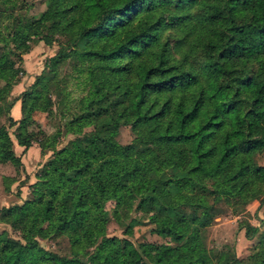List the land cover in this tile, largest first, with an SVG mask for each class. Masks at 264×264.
<instances>
[{
    "label": "trees",
    "instance_id": "trees-1",
    "mask_svg": "<svg viewBox=\"0 0 264 264\" xmlns=\"http://www.w3.org/2000/svg\"><path fill=\"white\" fill-rule=\"evenodd\" d=\"M13 1L0 0V22L7 18L0 23V98L18 81L12 56L26 52L34 39L57 40V50L22 94L30 106L41 102L59 61L85 62L77 72L85 74L88 93L104 96L105 102L70 113L65 129L78 134L92 124L106 133L76 135L59 149L49 137L52 153L32 197L1 207L20 223L24 241L0 233V264L234 261L227 252L211 255L198 227L214 214L208 193L264 202V165L255 159L256 152L264 153V0H45L35 16L11 14L8 20L4 5ZM187 26L197 63L189 59L190 43L185 50L169 38ZM59 84L65 85L63 79L54 86ZM20 113L17 119L6 113V121L16 144L27 147L32 135L22 101ZM118 124L130 126V142L114 139ZM11 145L0 125V162L21 165ZM106 196L116 208L134 203L155 212L154 233H186L185 240L135 247L107 236ZM59 232L69 241V257L47 251L34 239ZM253 248L252 264H264V238L258 237Z\"/></svg>",
    "mask_w": 264,
    "mask_h": 264
},
{
    "label": "rangeland",
    "instance_id": "rangeland-1",
    "mask_svg": "<svg viewBox=\"0 0 264 264\" xmlns=\"http://www.w3.org/2000/svg\"><path fill=\"white\" fill-rule=\"evenodd\" d=\"M44 4L45 0H14L5 4L4 8L10 15L8 17L10 20L11 14L35 16L44 8ZM189 10L195 11L194 7ZM5 22L7 18L0 23L2 25ZM187 30L188 26L185 30L171 31L172 35L169 38L171 42L179 43L185 50L186 44L190 43V48L187 49L189 59L196 58L197 63L199 55L193 49L192 34ZM57 39L62 40L63 37L57 35ZM57 42L54 40L51 44H45L42 40L34 39L30 41V47L26 52H16L12 58L14 66L18 69V81L2 93L0 98V125H4L12 140V150L21 160V165H14L9 161L0 162V233L21 242L24 241L22 226L9 215L3 214L1 207L21 204L32 197L31 190L38 180L42 165L52 153V149L48 148V144L52 142L49 137L54 136V148L59 149L67 145L76 135L81 136L91 132L101 135L106 133L102 127L92 124L82 126L78 134L70 133L65 129V123L71 117L70 113L77 114L83 106L91 109L105 102L104 96L88 93L90 84L88 80H83L85 74L77 72L78 68L84 69L85 62L71 58L59 61L54 70L56 77L47 91L43 90L41 102L35 101L30 106V98H25L22 94L29 88L34 76L41 71L44 60L57 50ZM252 70L253 65L249 64L248 73ZM61 79L65 85L54 86ZM2 85L3 83L0 82V87ZM83 95L87 98L81 103ZM14 97L18 99L14 100ZM21 101L27 114L26 129L32 135L31 143L27 147L16 144L12 134L13 126H9L6 121V113L13 117L14 102H18L15 108H18V115H15L17 118L20 117ZM9 103L7 111L6 106ZM113 137L117 142L124 144L133 139L134 133L128 124H118L113 128ZM255 159L258 164L264 165L263 152H256ZM204 183L209 185V180H204ZM205 199L213 206L214 214L208 224L198 227L204 248L211 252V255H216L218 251L227 252L228 256L234 254L235 259L230 264H252L255 261L253 246L258 243V237L264 238V202L259 204L258 199L241 201L234 197H214L210 193ZM103 207L107 212L105 234L126 239L135 247L139 242L175 245L182 243L186 238V233L171 237L154 233L152 229L156 213L139 210L134 203L129 207L116 208L113 199L106 196L103 199ZM34 239L37 245L47 251L66 257L72 255L71 246L64 233L36 235Z\"/></svg>",
    "mask_w": 264,
    "mask_h": 264
},
{
    "label": "crops",
    "instance_id": "crops-1",
    "mask_svg": "<svg viewBox=\"0 0 264 264\" xmlns=\"http://www.w3.org/2000/svg\"><path fill=\"white\" fill-rule=\"evenodd\" d=\"M17 105H18V102H14V104L12 105V110H14V111L12 112V114H13V118H14V119H16V118H17L16 115H18V108L15 109ZM15 114H16V115H15Z\"/></svg>",
    "mask_w": 264,
    "mask_h": 264
}]
</instances>
